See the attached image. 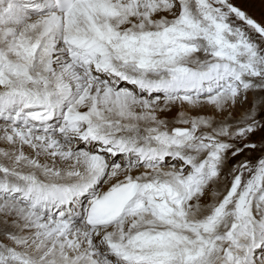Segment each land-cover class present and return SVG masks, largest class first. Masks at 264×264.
Returning a JSON list of instances; mask_svg holds the SVG:
<instances>
[{
	"label": "snow or ice",
	"instance_id": "6c2138e0",
	"mask_svg": "<svg viewBox=\"0 0 264 264\" xmlns=\"http://www.w3.org/2000/svg\"><path fill=\"white\" fill-rule=\"evenodd\" d=\"M0 264H264V20L0 0Z\"/></svg>",
	"mask_w": 264,
	"mask_h": 264
},
{
	"label": "rangeland",
	"instance_id": "374dc122",
	"mask_svg": "<svg viewBox=\"0 0 264 264\" xmlns=\"http://www.w3.org/2000/svg\"><path fill=\"white\" fill-rule=\"evenodd\" d=\"M233 2L257 21L264 20V0H233ZM256 139L259 140V135Z\"/></svg>",
	"mask_w": 264,
	"mask_h": 264
}]
</instances>
